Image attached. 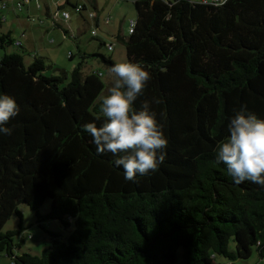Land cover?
Segmentation results:
<instances>
[{
  "label": "trees",
  "instance_id": "1",
  "mask_svg": "<svg viewBox=\"0 0 264 264\" xmlns=\"http://www.w3.org/2000/svg\"><path fill=\"white\" fill-rule=\"evenodd\" d=\"M213 3L134 0V31L116 34L124 62L151 74L133 108L158 99L149 111L168 140L158 170L135 182L82 130L106 122L102 77L118 62L77 47L70 76L46 74L45 56L28 53L26 62L23 52H6L14 39L0 33V95L20 106L6 125L11 135L0 133V255L10 264H166L179 249L175 264H212L217 255L235 264L253 250L264 259V186L236 184L216 161L238 112L264 119V0ZM87 58L105 72H86ZM21 204L38 223L56 219L73 229L46 230L50 242L39 254L21 251L22 240L14 241L24 229ZM13 213L19 229L3 230Z\"/></svg>",
  "mask_w": 264,
  "mask_h": 264
},
{
  "label": "clouds",
  "instance_id": "2",
  "mask_svg": "<svg viewBox=\"0 0 264 264\" xmlns=\"http://www.w3.org/2000/svg\"><path fill=\"white\" fill-rule=\"evenodd\" d=\"M227 2L214 0L213 6L221 7ZM108 74L112 86L100 104L106 122L100 127L86 123L82 130L92 137L98 154L110 152L117 157L115 165L123 168L125 180L135 182L137 175L157 171L165 160L168 140L155 112L149 111L151 103L158 104L159 100L144 101L142 111L134 110V101L143 95L151 80L150 72L140 64L117 63ZM19 112L20 106L13 97L0 95V133L11 135L12 129L6 125ZM243 112L242 109L231 119L230 137L218 147L216 161L227 166L236 184L250 181L264 186V119Z\"/></svg>",
  "mask_w": 264,
  "mask_h": 264
},
{
  "label": "rangeland",
  "instance_id": "3",
  "mask_svg": "<svg viewBox=\"0 0 264 264\" xmlns=\"http://www.w3.org/2000/svg\"><path fill=\"white\" fill-rule=\"evenodd\" d=\"M39 1V0H38ZM134 0H40L42 8L40 11H35L28 15L24 9L19 11L20 17L24 18L23 25L28 29L29 24L33 27L29 30L30 36L34 38L43 36V39L37 40L41 46L44 45L47 50H44L47 65L51 67L45 70L46 74H56L60 70H64L68 76L79 61L77 47L82 51L99 52L105 56H111L118 63L126 60L125 46L116 39V34L127 35V21L129 18H136V12L133 6ZM205 1V0H197ZM212 1V0H207ZM10 3V2H9ZM80 3L86 6V11L81 15L74 11L69 4ZM58 6L61 7L58 9ZM65 9L69 12V18L64 19L61 15V10ZM33 10V9H32ZM48 10L46 13L44 11ZM2 14L7 16L6 21L2 26L6 29L11 28L12 37L20 36L19 25L15 23L16 19L7 13L8 9L1 10ZM0 11V13H1ZM88 11H92L98 16V22L88 17ZM29 15H32L34 20H28ZM41 21V23L39 22ZM1 26V27H2ZM22 26V25H20ZM0 27V33H1ZM39 27V28H38ZM37 28V29H36ZM96 30V38L92 37L91 30ZM66 31L67 33H64ZM104 41L106 44H112L113 50H108L105 45H100L99 41ZM7 51L17 50L23 52L24 60L30 62L31 57L26 50L16 48L13 45L7 47ZM95 50V51H94ZM74 54L73 58H69V52ZM49 52V55H48ZM3 51L0 49V54ZM27 53V54H26ZM87 66L94 69H99L105 72L103 65L97 60L87 58ZM86 70V69H85ZM102 79L105 81V87L102 94H109V89L112 86V77L104 74ZM49 200L39 208V212L44 214L48 211ZM21 213V223L24 227L20 234L14 237V241L22 240L21 251H28L34 254H39L43 248L49 245L50 238L46 230H56L63 233H69L73 226L69 228L63 227L59 220L48 219L40 223L37 222L35 211L31 210L27 205L21 204L18 206ZM20 218L13 213L5 223L3 230L19 229L18 223ZM181 249L177 251L178 255H169L165 259L166 264H175L179 260ZM176 253V254H177ZM177 259V261H176ZM231 261L222 257L215 256L212 264H230ZM10 259L4 255H0V264H10ZM235 264H264V259L258 257L253 250L250 257L244 260H236Z\"/></svg>",
  "mask_w": 264,
  "mask_h": 264
},
{
  "label": "crops",
  "instance_id": "4",
  "mask_svg": "<svg viewBox=\"0 0 264 264\" xmlns=\"http://www.w3.org/2000/svg\"><path fill=\"white\" fill-rule=\"evenodd\" d=\"M68 1L69 0H66V3H68ZM10 2V3H9ZM9 2H7V7L5 8V9H8V11H7V13L9 14H11V17H13V19H16V21H15V23H17L18 25H19V35L20 36H17V37H12V35H11V37L14 39V41L15 40H18V41H20V45L26 50V52L27 53H32V52H37V53H39V54H43L44 55V50H47L48 48H45L44 47V45L43 46H41V45H39L38 43H37V40L38 39H40V40H42L43 39V36L42 35H40V37H36V38H34L33 36H30V34L28 33L29 32V30H31L33 27H31V25L29 24V26L30 27H28V29L26 28V26L25 25H23V23H24V18H21L20 17V12L19 11H17L15 8H14V6H13V3L11 2V1H9ZM76 4V3H75ZM69 5H71V7H73V5L72 4H69ZM42 8V6H41V2H40V0L39 1H34V2H31V3H29V4H27L26 6H25V10L27 11V14L26 15H28V14H30V13H33V12H35V11H40V9ZM23 9V10H24ZM33 9V10H32ZM63 9V8H62ZM3 10V9H2ZM48 10H46V11H44L45 13L47 12ZM1 14H2V11H1ZM3 15V18H4V21H6V18H7V16H5V14H2ZM81 15V14H80ZM28 17V20H29V18L30 17H32V15H29V16H27ZM94 20H95V23L97 24V22H98V16H96L95 18H94ZM3 21V22H4ZM29 22H30V20H29ZM40 23H41V21H39ZM20 25H22V26H20ZM39 28V27H38ZM1 32H3V33H6V32H11L12 31V29L11 28H4L3 26L1 27ZM37 29V28H36ZM11 34V33H10ZM13 46L14 47H16V48H18V46H16V45H14L13 44ZM6 52H18L17 50H10V51H7V50H5ZM95 51V50H94ZM84 52H86V53H90L89 51H84ZM48 55H49V52H48ZM88 64H87V60L85 61V66H86V72H89L91 69H94V68H92V67H88L87 66Z\"/></svg>",
  "mask_w": 264,
  "mask_h": 264
},
{
  "label": "built area",
  "instance_id": "5",
  "mask_svg": "<svg viewBox=\"0 0 264 264\" xmlns=\"http://www.w3.org/2000/svg\"><path fill=\"white\" fill-rule=\"evenodd\" d=\"M34 1L36 2L38 0H12L11 2L13 3V6L17 11H22L27 4L34 2ZM57 1H61V0H57ZM7 2H9V1H6V0L0 1V10L5 9L7 7ZM73 9L75 12H77L79 14H82L84 11H86V9L83 8V5L80 3L74 4ZM61 15L64 19L69 18V12L65 9L61 10ZM88 17L90 19H94L96 17V14L92 11H88ZM29 20L33 21L34 20L33 16L30 17ZM135 26H136V18H129L127 21V34L132 33L134 31ZM91 34H92V36H96V30L92 29ZM14 45L20 46V41L15 40ZM106 48L108 50H113V45L109 43L106 45Z\"/></svg>",
  "mask_w": 264,
  "mask_h": 264
}]
</instances>
